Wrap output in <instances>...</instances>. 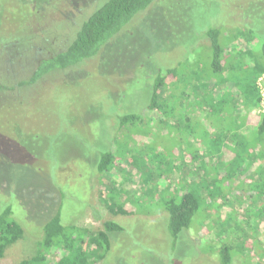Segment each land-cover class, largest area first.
I'll return each instance as SVG.
<instances>
[{"label":"rangeland","instance_id":"1","mask_svg":"<svg viewBox=\"0 0 264 264\" xmlns=\"http://www.w3.org/2000/svg\"><path fill=\"white\" fill-rule=\"evenodd\" d=\"M94 2L0 0V211L12 206L25 230L0 264L37 255L42 227L60 210L64 224L98 230L113 220L125 227L96 264H219L213 253L225 244L232 264H264V134L245 87L257 79L254 65H264L262 46L254 42L256 61L242 54L230 72L215 73L203 34L235 13L236 24L246 20L263 37L264 0L162 1L88 62L9 87L6 70L31 77L28 34L39 36L32 41L38 54L47 35L61 47L72 26L65 20L76 24ZM172 67L163 86L169 99L150 110L151 74ZM228 75L239 96L234 108L217 111L205 90ZM125 113L140 119L120 125ZM106 151L113 163L101 176L97 162ZM193 188L201 209L174 245L162 205ZM104 198L129 213L114 214Z\"/></svg>","mask_w":264,"mask_h":264},{"label":"trees","instance_id":"2","mask_svg":"<svg viewBox=\"0 0 264 264\" xmlns=\"http://www.w3.org/2000/svg\"><path fill=\"white\" fill-rule=\"evenodd\" d=\"M97 1V3L94 2V7L90 12L84 16L80 15V20H77L76 24L65 20L67 24L72 26H69L67 34L61 37L59 41L62 43L61 47H55L53 43L55 38L47 35V38L44 37L42 40L46 44L47 49L38 51V54L33 48L34 44L32 45V41L33 43L36 42L39 36H35L33 39L28 34L31 39L28 38L30 43L27 45L26 54H29L28 56L31 57L32 63L34 62L31 77L27 76L28 78L30 77L27 80V77L15 78L17 76L15 71L10 73L5 69L8 76L12 77V85L9 87L12 86L14 89L15 87L22 88L32 85L48 72L64 70L70 65L74 66L79 62H88L92 57L98 55L103 44L114 39L117 35L123 34L130 24L139 21L140 19L138 18L142 13L149 11V9H154L162 1L167 2L168 0ZM27 13L26 18L29 17L30 20L32 16L28 10ZM235 16V13H231L227 20L212 23L203 33L210 40V45H207V47L211 48L212 67L215 73L230 72L231 69H228L227 66L238 63L237 59L242 54L241 59L249 54L256 61V52L253 50L254 42L261 44L264 54V36L262 37L258 33V29L251 26L246 20L236 24L237 19ZM239 16L246 18L242 14ZM8 42H5V44ZM233 55L236 56L235 59L226 60V57H233ZM244 61L249 62V59L244 58ZM261 64L258 61L254 65V68L258 70L257 79L247 82L245 87L246 91L249 92L246 99L253 102L250 107L255 108V112L259 116L256 127L261 134H264V110L260 111V114L257 111L261 107L262 100L258 86V79L264 74V65ZM244 65L249 66L248 64ZM175 69L176 67L168 68L166 71L155 70L151 74L152 96L149 102L150 110L157 109L160 104L167 102L169 99L170 93L163 86L166 84L164 82L166 77L173 73ZM211 83V87H208L205 91L211 94L213 101L217 103L215 110H224L228 107L234 108L232 102L239 96V93L231 85L229 75L226 77L221 76L217 79L212 78ZM2 87L5 90L7 89L6 85ZM243 92L245 93L244 90ZM234 93L237 94V96L235 94L236 98H233ZM254 96H256V99ZM211 103L213 104V102ZM206 105L209 110H213L209 101L206 102ZM249 108L246 106L242 107V111L246 112ZM137 119H140L137 113H125L118 117L120 125L136 121ZM99 158L97 166L102 176V174L109 172V165L113 163V155L106 151L101 153ZM196 188L187 189L179 198H169L162 205L163 210L169 215L168 226L174 245L179 240L181 233L191 228L196 214L201 209V200ZM103 200L107 205L109 204L106 198ZM108 206L114 214L129 213L127 209H124L125 207L117 209L114 204H109ZM13 211L14 208L10 205H6L0 211V257L5 255L9 246L24 238L25 235L24 227L13 216ZM217 222L219 223V221ZM124 229L123 225L113 220L105 221L103 227L98 230H90L88 227L84 228L72 222L64 224L60 210L42 227V239L39 242L37 255L31 259L24 260L21 264H96L97 260L105 258L108 251H110L114 242L113 235L124 231ZM85 243H87L86 247ZM93 246L96 247L95 250H93ZM231 250L232 246L225 244L221 249L215 250L213 254L218 258L219 264H232Z\"/></svg>","mask_w":264,"mask_h":264},{"label":"built area","instance_id":"3","mask_svg":"<svg viewBox=\"0 0 264 264\" xmlns=\"http://www.w3.org/2000/svg\"><path fill=\"white\" fill-rule=\"evenodd\" d=\"M258 86L261 93V111L264 110V74L258 79Z\"/></svg>","mask_w":264,"mask_h":264},{"label":"crops","instance_id":"4","mask_svg":"<svg viewBox=\"0 0 264 264\" xmlns=\"http://www.w3.org/2000/svg\"><path fill=\"white\" fill-rule=\"evenodd\" d=\"M242 110H243V109H242ZM257 111H258V110H257ZM252 115H255V116H256L255 119H256V121L258 122V117H259V116H258L257 112H255V109L252 110ZM257 122H256V123H257Z\"/></svg>","mask_w":264,"mask_h":264}]
</instances>
